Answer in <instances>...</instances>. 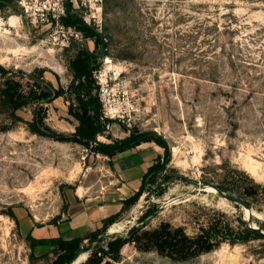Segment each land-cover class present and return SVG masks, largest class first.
<instances>
[{
  "label": "rangeland",
  "instance_id": "obj_1",
  "mask_svg": "<svg viewBox=\"0 0 264 264\" xmlns=\"http://www.w3.org/2000/svg\"><path fill=\"white\" fill-rule=\"evenodd\" d=\"M67 8L64 21L78 26L93 11L102 43L82 30L84 43L53 45L13 0H0V264H58L60 252L38 246L33 229L64 220L77 194L104 191L115 181L106 153L147 138H161L167 151L158 145L159 171L146 194L81 248L94 244L107 264H264V0H103L99 12ZM102 48L124 71L114 102L122 119L106 118L98 104L93 74L102 59L79 67ZM8 77L27 91L53 86L55 98L43 104L51 132L35 123L37 103L18 111L6 105ZM77 97L90 101L94 128L81 120ZM253 185L257 194L245 197ZM217 191L246 198L252 220ZM162 223L190 236L219 232L220 245L187 263L121 245L131 231ZM255 227L260 236H249Z\"/></svg>",
  "mask_w": 264,
  "mask_h": 264
},
{
  "label": "trees",
  "instance_id": "obj_2",
  "mask_svg": "<svg viewBox=\"0 0 264 264\" xmlns=\"http://www.w3.org/2000/svg\"><path fill=\"white\" fill-rule=\"evenodd\" d=\"M68 12L70 14L69 9ZM77 21L78 20L72 18V19H68L67 21L65 20L64 22L67 25L76 27L80 31L84 30L87 33L94 35L95 37L98 38L100 37V35L96 32L95 28L89 27L85 23H82L83 24L82 26H78ZM99 41L102 43L101 38H99ZM105 56H107V53L102 48L98 53L89 54L87 57L80 58L78 62L79 67H81V65L88 60L90 61L94 59L99 60ZM38 86L39 87L41 86L39 92L37 89H31L27 91L24 89L22 83L14 81L12 77H8V79H6L4 84L2 85L1 96L3 97L6 105L11 106L15 111L20 110V108H22L23 105L25 106L26 101L30 103H37L38 105H37V110L35 112V123L40 130L43 129L51 132L45 125V120L47 118V109H45V106H43V104L44 105L48 104L51 102V100L55 98V91L53 86L47 83L46 84L40 83L38 84ZM42 86H44V88H42ZM77 101H78V106L82 111L80 117L81 120L86 124V127H88L89 129L94 128L95 125L94 120L90 116L88 110L90 101L89 100L87 101L84 98H80V97H77ZM97 101L99 106L101 107L99 98L97 99ZM65 140H69V139H65ZM70 141L86 144L81 139H70ZM142 143H155L160 147L164 148L165 151H167V146L165 144V141H163L161 138H157V139L147 138L142 140H128L124 144H120L119 147L114 152L110 154L106 153V155L113 157L116 154L135 148L136 146H139ZM95 150L99 151L98 148H96ZM160 157H158L153 167L149 170L140 191L135 196H133L131 199L127 200L124 203L122 212L118 215L106 219L104 221L103 228L95 233L90 234L91 237L107 229L110 225H112L115 221H117L123 214H125L129 210V207L131 208V206L135 202H137L143 195L146 194L149 186L151 185V180L154 178L155 174L159 171V166L157 164L159 163ZM167 161H168V154H167ZM257 188H258L257 185H253L252 187L246 188L244 192L245 197L247 198L254 197L255 194H257L256 193ZM245 201L251 207L250 202H248L246 198ZM259 231L260 230L248 228L246 232L249 234V236L255 235L256 237H258L260 236ZM87 239L91 240L90 237H88ZM34 240L36 241V244L38 246H53L57 251H59L60 255L58 259V264H69L73 262L76 252L79 249H81L82 242L85 239L82 240L74 239L70 241H65L61 238L50 239V240H36V239ZM220 242L221 240L219 238V232L217 233L203 232L195 236H190L181 227L176 228L172 226L170 223H162L158 228L154 230L135 229L131 231L129 238L124 240L121 243V245L125 246L126 244H133L138 249V251L146 252V253L156 252L159 256L167 258L174 263H187L196 260L203 255L213 252L217 247H219ZM94 249L91 252L89 258L83 264H107L104 261L105 260L104 255H106V253H102L100 249L99 250H94Z\"/></svg>",
  "mask_w": 264,
  "mask_h": 264
},
{
  "label": "crops",
  "instance_id": "obj_3",
  "mask_svg": "<svg viewBox=\"0 0 264 264\" xmlns=\"http://www.w3.org/2000/svg\"><path fill=\"white\" fill-rule=\"evenodd\" d=\"M160 156L161 151L157 144L142 143L108 157L109 169L115 181L104 191L93 196L77 194L65 219L33 229V238H61L65 241L86 239L90 234L102 229L104 221L120 214L124 203L140 191L145 177Z\"/></svg>",
  "mask_w": 264,
  "mask_h": 264
},
{
  "label": "built area",
  "instance_id": "obj_4",
  "mask_svg": "<svg viewBox=\"0 0 264 264\" xmlns=\"http://www.w3.org/2000/svg\"><path fill=\"white\" fill-rule=\"evenodd\" d=\"M14 2L29 23L48 36L49 42L53 45L70 47L73 43H84L85 39L82 31L65 24L67 4L71 2L78 11L94 9L99 12L102 10L103 0L92 2L90 0H14ZM84 20L87 26L95 28L98 34L101 32L99 18L93 11ZM101 62L102 67L94 71L93 78L98 88V98L104 109V116L111 120L122 119L125 113L120 115L122 109L121 111L116 109L114 102L115 97L120 96V88L123 87L124 71L107 56L103 57Z\"/></svg>",
  "mask_w": 264,
  "mask_h": 264
},
{
  "label": "water",
  "instance_id": "obj_5",
  "mask_svg": "<svg viewBox=\"0 0 264 264\" xmlns=\"http://www.w3.org/2000/svg\"><path fill=\"white\" fill-rule=\"evenodd\" d=\"M186 181H189L186 177H183ZM200 189L202 190H206L207 187L203 186V185H200ZM218 194L223 197L225 200L231 202V203H234V204H237V205H240L242 208H244L245 210L249 211L252 213V210H251V207L248 205V203L245 201V199L240 196V195H236V194H228V193H223L221 191H217ZM253 218V213L252 214H249L248 215V220L251 221ZM255 230H259L258 228H254ZM94 244H90L86 247H83L81 249H79L77 252H76V255L73 259V263L77 262L82 256H86L85 258V261L83 263L86 262V260L89 258L91 252L93 251L94 249ZM83 263H80V264H83Z\"/></svg>",
  "mask_w": 264,
  "mask_h": 264
},
{
  "label": "bare ground",
  "instance_id": "obj_6",
  "mask_svg": "<svg viewBox=\"0 0 264 264\" xmlns=\"http://www.w3.org/2000/svg\"><path fill=\"white\" fill-rule=\"evenodd\" d=\"M214 191V190H213ZM225 200V199H224ZM246 213H248V214H252L253 213V211H252V213L251 212H249V211H246ZM255 214L253 213V216H254ZM260 216V215H259ZM117 225V224H116ZM114 228H118V226H116V227H114ZM114 228H112V230H111V232L113 233H117V231H115L114 230ZM111 232H109V233H111ZM85 258H86V256H82L77 262H75V263H73V264H80V263H83L84 261H85Z\"/></svg>",
  "mask_w": 264,
  "mask_h": 264
}]
</instances>
